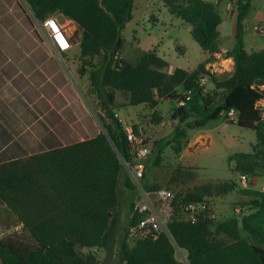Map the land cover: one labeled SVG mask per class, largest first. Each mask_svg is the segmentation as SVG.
<instances>
[{"label":"trees","instance_id":"1","mask_svg":"<svg viewBox=\"0 0 264 264\" xmlns=\"http://www.w3.org/2000/svg\"><path fill=\"white\" fill-rule=\"evenodd\" d=\"M24 1L38 21L61 14L80 28V73L85 72V67L92 68L90 86L109 124L99 117L103 130L92 139L0 165V203L15 216L32 241L27 246L11 239L0 240L2 264H97L95 255H82L77 249L110 251L119 223L118 189L123 186L135 191L119 160V155L128 156V145L121 124L111 111L115 91L124 94L131 106L145 104L154 108L164 99L184 102L172 118L180 123L192 118L186 123L191 129L215 121L221 112L236 110V124L254 131L258 140L252 153L234 155L237 171L264 176V121L255 109L256 102L264 100V50L247 52L243 41V20L251 0L237 3L235 44L228 51L234 60L233 73L228 78L212 77V93L203 92L197 85L205 62L192 72L174 68L167 73V62L155 50L145 53L136 64L119 58L123 47L121 32L131 20L136 0ZM161 2L188 25L190 35L203 52L212 55L219 50L222 16L217 6L205 0ZM97 57L99 61L93 63ZM179 87L183 93L177 92ZM188 91L196 93L197 98L186 110ZM218 96L221 99L216 103ZM162 118L157 112L153 114L157 124ZM183 136L184 132L176 128L168 144L179 143ZM156 152L154 165L158 167L162 147ZM233 187L235 184L222 185L221 189L226 192ZM241 192L250 200L245 203L248 214L242 216L240 223L233 217L216 224L212 220L190 224L180 222L175 215L167 224L170 236L162 233L156 240L133 243L126 239L125 226L119 263L184 264L175 257L177 247L186 251L189 264H264V193L253 189ZM202 198V193L196 191L179 199L203 201Z\"/></svg>","mask_w":264,"mask_h":264},{"label":"rangeland","instance_id":"2","mask_svg":"<svg viewBox=\"0 0 264 264\" xmlns=\"http://www.w3.org/2000/svg\"><path fill=\"white\" fill-rule=\"evenodd\" d=\"M18 1L22 5L35 32L43 40L40 35L38 20L34 18L24 0ZM255 4L263 8L264 0H255ZM232 8L233 11L236 8L234 3H232ZM220 11L222 13L220 45L232 48L234 44V19L230 14L226 13L224 7L221 6ZM131 15V20L121 32L123 47L120 51L121 56L128 59L130 63L136 64L142 55L152 49H155L157 55L168 63L167 73L171 72L174 67L191 71L204 61V52L190 35L188 25L180 18L172 15L161 0H136ZM59 20L63 21V18H59ZM80 37L81 30H76L78 43ZM163 42L167 44V47L162 46ZM176 46L181 47L182 52L176 49ZM55 57L59 62L65 63L67 67L71 66L75 69L78 79L74 76L73 71L72 74L75 81H78L76 86L80 89V93L87 99L88 108L92 110L98 123H100L98 118L102 117L104 123L108 124L109 120L102 112L100 103L90 86L89 74L92 68L89 66L85 67V72L83 74L80 73L82 62L79 44L64 54L62 58L56 55ZM99 59L98 57L94 58L93 63L98 62ZM205 88L207 91L205 93H212L214 90L212 83H208ZM177 91L183 93L181 87ZM218 92L219 94L221 93L220 90ZM114 94L116 103L111 106V111L113 114L118 113L122 119L127 121L133 107L126 104L125 96L120 91H115ZM190 98L185 103L184 107L186 110L195 104L196 93H190ZM220 99L221 96H218L215 100L216 103H219ZM178 107L176 100H161L158 109L161 113L159 115L163 117L164 122L160 125V123L157 124L153 120L150 121V118H147L150 115L145 116L142 120L144 127L142 134L150 147V153L145 160L146 168L148 167L147 180L152 184H156V186L167 187L179 198L200 191L203 195L202 199L208 202L211 213L214 215V218L211 219L213 224L233 217L240 223L242 216L248 214L245 203L250 200V197L241 192L242 187L238 181L240 172L237 171V162L234 161V155L253 152V147L258 144L254 131L225 121L221 115L218 119L208 122L203 127L191 129L186 127V123L193 121L192 118L184 123L172 118ZM145 110L149 113L150 107L145 106ZM176 128L183 131L184 136L179 140V143L168 144V141L172 140ZM197 141L198 143L196 144ZM159 147H162V153L160 155V164L156 167L154 160L157 156L156 150ZM182 153H185V156L180 158ZM234 184L235 188L233 187L231 191L223 192L221 189L222 185ZM263 184L264 176L254 178L256 188L259 189ZM119 188L118 192L121 201L119 223L113 235L110 251L105 252L99 249L94 252L92 249H77L82 255H95L97 264H120L118 256L119 245L124 233V227L128 223L127 200L124 198H130L134 193L123 186ZM235 209H238L239 212L236 213ZM18 224L19 222L15 216L6 206L0 203V230L5 231L3 239H11L19 245H32L31 239L23 231V228L14 229ZM240 233L242 236H246L241 225ZM186 255L183 250L176 247L175 257L177 261L189 264Z\"/></svg>","mask_w":264,"mask_h":264},{"label":"crops","instance_id":"3","mask_svg":"<svg viewBox=\"0 0 264 264\" xmlns=\"http://www.w3.org/2000/svg\"><path fill=\"white\" fill-rule=\"evenodd\" d=\"M205 1L217 6L219 11L221 6L224 7L226 13L234 19L235 44L237 12L236 8L233 11L232 3L237 6L239 1L244 0ZM59 18L66 19L61 14ZM259 21L264 22V6L261 8L255 4V0H251L243 20V41L247 52L264 50V34L253 31V26ZM221 25L218 27L219 34ZM220 38L221 35L219 50L229 51L231 48L220 45ZM162 46L167 47V44L163 42ZM176 49L182 52L181 47L176 46ZM119 58L129 62L121 53ZM210 59L211 55L204 52L202 63ZM72 73L77 78L74 68L56 60L52 49L35 32L20 2L0 0V165L83 142L101 133L102 125L88 108L87 99L80 93L76 86L78 81H75ZM125 102L133 107L128 120L125 121L117 114L123 123L136 125L142 133L143 118L150 115L147 118L151 121L155 112L161 114L158 109L160 102L156 107H150L149 113L145 110L148 105L131 106L126 98ZM184 156L185 153H182L180 158ZM147 172L148 167L145 170L144 185L153 187L156 184L147 180ZM253 190L259 189L254 186ZM133 193L130 198L124 196L127 200V215L137 197L136 191Z\"/></svg>","mask_w":264,"mask_h":264},{"label":"built area","instance_id":"4","mask_svg":"<svg viewBox=\"0 0 264 264\" xmlns=\"http://www.w3.org/2000/svg\"><path fill=\"white\" fill-rule=\"evenodd\" d=\"M38 25L43 40L59 58L79 44L76 40V30H80V28H76L75 23L70 19L66 18L60 21L59 14H54L38 21ZM253 31L264 34V22L256 23L253 26ZM233 68L234 60L228 55V51L219 50L213 53L211 59L205 63L204 74L198 78L197 85L202 88L203 92H207L205 87L210 83L212 77L228 78L233 73ZM189 99L190 92L188 91L186 100ZM178 105H184V102H178ZM255 109L259 111L261 120L264 121V100L257 101ZM220 115L225 121L235 124L238 121V112L234 109L221 112ZM114 117L121 124L128 145V156L119 155V160L124 173L137 193V197L131 205L125 229L127 241L133 243L141 240H156L162 233L169 235L167 224L175 215L180 222L190 224L208 222L214 218L208 202L204 200L182 201L165 186L151 190L144 187L145 160L150 153V147L142 131L136 125L123 123L117 113H114ZM254 178L256 177L249 174H240L238 181L242 189H253ZM257 191L264 193V185ZM235 211L239 212L238 209ZM18 228H22L20 223L14 227L15 230ZM4 232L0 230V240L3 239ZM92 250L97 252L99 249L92 248ZM183 252L186 253L184 250ZM0 264H2L1 260Z\"/></svg>","mask_w":264,"mask_h":264}]
</instances>
